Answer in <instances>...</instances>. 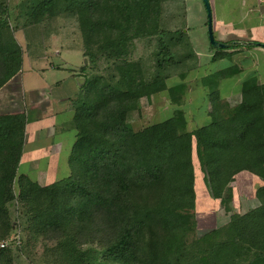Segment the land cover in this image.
Masks as SVG:
<instances>
[{
	"label": "trees",
	"instance_id": "1",
	"mask_svg": "<svg viewBox=\"0 0 264 264\" xmlns=\"http://www.w3.org/2000/svg\"><path fill=\"white\" fill-rule=\"evenodd\" d=\"M7 1L0 0V87L21 65ZM164 1L26 0V25L57 15L64 4L85 59L74 73L84 82L69 100L75 141L67 176L41 185L17 174L25 115L0 113V239L21 225L26 243L42 241L43 264H264V83L245 78L238 102L188 130L180 71L168 94L175 105L169 117L139 129L127 120L142 97L166 88L170 68L188 56L179 49L191 47L185 31L161 27ZM153 36L148 62L134 58L135 40ZM209 97L213 103L217 96ZM195 161L228 214L201 234ZM240 171L263 181L258 204L244 212L230 205V183ZM15 257L12 248H0V264Z\"/></svg>",
	"mask_w": 264,
	"mask_h": 264
},
{
	"label": "rangeland",
	"instance_id": "2",
	"mask_svg": "<svg viewBox=\"0 0 264 264\" xmlns=\"http://www.w3.org/2000/svg\"><path fill=\"white\" fill-rule=\"evenodd\" d=\"M219 1L224 3V0ZM208 3L211 12L213 36L217 39L215 28L219 2L218 0H208ZM7 4L9 7V28L13 31L15 42L19 46L20 51H25L26 69L29 63L39 66L47 64L46 60L60 63L62 59H65L68 61L67 65L72 66L80 64L81 61L84 63L85 59L82 58L80 52V48H82L80 32L76 26L73 14L69 10L62 8L65 6L64 4L60 5L57 15L31 25H26L29 17L26 15V0H8ZM160 25L167 30L185 31L191 41V47L187 49L178 47L181 52H185L188 56L170 68V76L165 80L166 88L158 93L142 97L140 99V110L128 114L127 120L133 129H139L144 125L161 121L172 114L175 106L170 102L168 94L172 85L180 80V71L185 72L183 81L187 80L188 82L185 101L188 106L192 104L191 110L188 106L186 108L187 117L190 119L187 122L188 129L202 125L210 116L207 112L209 109L207 98L209 94L218 92L216 83L220 85L219 92L223 95L227 90L230 93V89L233 94H239L241 78L249 77L252 69L257 70L260 75L259 79L264 80V47L258 46V51H254V55L243 58L226 51L228 48L234 47L233 45L228 48H215L210 44L207 35V11L203 0H165L163 2ZM227 29V34H229V28ZM156 38V36H153L150 40H135L133 57L143 59V62H148L152 50L156 48ZM166 44L169 47L171 46V48L176 46L171 40H166ZM216 49L220 52V57L212 60V55ZM41 56L46 58L41 59L43 58ZM240 67L242 71L238 74L239 78L229 75L232 69L236 70ZM30 73L32 75L35 74L34 72ZM58 74L60 73L56 72L55 76ZM49 75L50 73L48 72L43 74L44 79L48 80ZM34 76L40 78L37 75ZM204 81L215 84L210 86L206 83L203 86ZM199 114L204 117L198 121L194 116ZM184 118L186 117L184 116ZM30 126H32V121H30ZM64 134L63 144L66 143L65 138L68 137L69 133L66 131ZM61 135L60 132L54 133V138L56 140L60 139ZM38 139L35 141L32 138L27 140L26 156L23 160L24 162L18 167V172L26 170L29 178L42 185L65 177L70 171V164L68 163L67 165L68 153L66 150L59 153L56 159H40L36 161L31 158L33 151L36 149L35 143L39 142ZM64 147H66L65 144ZM36 162L37 164H35ZM43 164H46V166ZM195 171L194 187L196 198L194 213L197 220L196 233L201 234L212 227H218L225 223L227 215L224 207L219 204V200L211 197L208 186L203 179V173L196 161ZM235 181L234 186H232L233 195L230 201L232 210L243 212L255 207L258 204L255 190L259 185V179L249 172L243 171L236 176ZM15 190L17 191V186H15ZM12 208L14 210L15 206ZM16 212L17 210L15 209L12 215L14 220ZM5 239L9 242L7 247L12 248L16 254L14 264H43L40 262L42 241L38 239L26 243V231L21 229V225L11 231ZM22 244L23 249L19 251L18 246Z\"/></svg>",
	"mask_w": 264,
	"mask_h": 264
},
{
	"label": "crops",
	"instance_id": "3",
	"mask_svg": "<svg viewBox=\"0 0 264 264\" xmlns=\"http://www.w3.org/2000/svg\"><path fill=\"white\" fill-rule=\"evenodd\" d=\"M218 2L219 8L216 13L215 28L217 40H239L264 43V0H224V3H220L218 0ZM227 28H229V34H227ZM258 46L263 48L260 45H238L228 48L226 51L230 54H235L244 58L245 56L249 57L252 54L254 55V51H258ZM24 52V50L21 52V69H19L15 75H13L0 87V113H11L18 111L24 112V135L21 155L17 166V174L27 175L26 170L18 172V167L24 162L23 160L26 156V142L30 138L34 139V141L39 138V142L35 143L36 149L33 151L34 153L31 156V158L35 159L36 161L40 159H56L57 155L63 152V150H66L69 157L71 147L75 141V130L73 128L72 120L73 112L69 108V100L78 91L79 85L84 81L78 82V78L82 76L74 74L75 70L83 64L82 61L80 64L78 63L73 66L67 65L68 61L65 59H62L60 63L46 60L47 64H42L39 66L28 62L30 65L28 64L26 69V57ZM80 52L82 55V49ZM57 53L59 54L58 51ZM41 57H43L41 59L46 58L44 56ZM82 58H84L83 55ZM240 71H242L241 67L236 70L232 69L229 75L239 78L238 74ZM30 72H34V75H37L40 78H36ZM47 72L50 73L48 80L44 79L43 77V74ZM56 72L60 74L55 76ZM259 76L260 75L257 70L252 69L250 71L249 77L255 78L258 83H264V80L259 79ZM245 78L247 77L241 78V83ZM184 81L188 86L187 80ZM206 83L208 85L211 83L214 84L213 82L204 81L203 86ZM216 85L218 92L215 94L217 96L215 102L212 103L209 95L207 98L209 103V109L207 112L209 114L215 110H220L228 107L229 105L235 104L240 99V92L239 94H233L231 89L230 93L227 92V90L225 93H223V95H221L219 92L220 85H218V83H216ZM173 86L174 85H172V87ZM185 96H187V90ZM185 96L182 104L179 107L183 110V114L186 117L185 121L187 126V122L190 119L187 117L186 108L189 107L191 110L192 104L189 106L187 105ZM57 117L59 118L56 119ZM194 117L199 121L202 120L204 116L199 114L195 115ZM208 119L209 117L204 121V123H206ZM57 120L58 122H56ZM30 121H32V126H30ZM66 131L69 134L68 137L65 138L66 143L64 144L66 147H64L63 139L65 137L64 132ZM59 132L62 135L60 136V139L56 140V138H54V133ZM31 134L32 136L30 137ZM35 164H37V162ZM43 165L46 166V164ZM241 172L243 171H240L235 175L234 180L230 183V186H234L236 182V176ZM69 173L70 171L68 174ZM258 179L261 182H259V187L263 181L260 178ZM226 215L227 221L228 214Z\"/></svg>",
	"mask_w": 264,
	"mask_h": 264
},
{
	"label": "water",
	"instance_id": "4",
	"mask_svg": "<svg viewBox=\"0 0 264 264\" xmlns=\"http://www.w3.org/2000/svg\"><path fill=\"white\" fill-rule=\"evenodd\" d=\"M204 6L207 11V35L208 40L210 44L215 48H228L232 45H260L264 47V43L260 42H253V41H239V40H233V41H220L214 38L213 36V30H212V22H211V12H210V6L208 3V0H203ZM78 81H84L83 78H78Z\"/></svg>",
	"mask_w": 264,
	"mask_h": 264
},
{
	"label": "built area",
	"instance_id": "5",
	"mask_svg": "<svg viewBox=\"0 0 264 264\" xmlns=\"http://www.w3.org/2000/svg\"><path fill=\"white\" fill-rule=\"evenodd\" d=\"M8 244H9V242L5 238L0 240V248L7 247Z\"/></svg>",
	"mask_w": 264,
	"mask_h": 264
}]
</instances>
